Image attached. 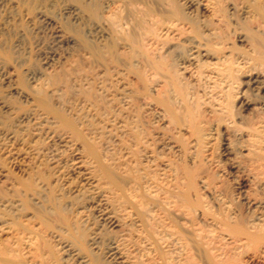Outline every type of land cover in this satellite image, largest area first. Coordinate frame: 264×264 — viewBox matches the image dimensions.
I'll return each mask as SVG.
<instances>
[{"label":"rangeland","instance_id":"1","mask_svg":"<svg viewBox=\"0 0 264 264\" xmlns=\"http://www.w3.org/2000/svg\"><path fill=\"white\" fill-rule=\"evenodd\" d=\"M78 1L80 0L0 1V107L3 104L5 106L0 108V221L6 222L5 225H8L9 230L11 229L6 234L2 233L0 248H6L7 242L2 239L10 237L9 243L13 253L12 259L7 263L25 264L30 256L36 254V247L28 248L27 245L30 239L32 241L35 239L34 245L38 246L45 261L56 260L57 264H76L71 257L65 256L62 247L63 242L72 240L69 230L56 234L54 231L60 225L58 222L53 226L55 228H51L52 225L38 223L33 213L46 203L40 206L38 202L26 205L12 187L16 180L28 174L37 176L49 189L48 194L56 193V189L65 194V200L71 204L67 218L74 221L78 219L79 225L84 224L80 226L85 232V237L94 235L96 240L98 239V247L94 251L106 264L119 262L109 250L113 240L118 242L122 252L131 257L135 253L132 258L138 256L137 249L142 244L131 235L133 224H130L129 217L128 219L127 216L123 217L112 202L109 201L105 207L100 204L102 200L100 202L96 200L92 188L83 176V169L77 156L78 151L74 144L62 142L56 135V127L40 113L44 112L38 104L43 90L44 93L52 91L50 94L54 104L55 99L56 101L65 100L66 103L70 102L69 104L76 106L75 109H80L79 116L82 117L83 123L85 122L84 130L91 132L89 135L92 137L91 142L97 143L95 144L98 145L97 148L109 149L110 154L115 157L121 156V158L126 148H142L135 149L137 153L133 151L132 157L130 156L135 163L141 165V171L139 169L138 173L142 172L143 175L137 173V176H146L156 182H173L177 166L183 162L195 173L197 194L202 204L207 206L208 214L231 211L244 217L251 215L252 207L246 203V199L251 198L257 201L264 199V132L253 130L250 115L241 116V113H238L235 92L231 91L227 95L226 108L222 113L211 116L206 113L204 102L209 103L208 101L212 98L208 84L203 80V82L199 79L198 81L189 71L185 70V72L177 64L178 58L175 59V54L184 55L188 49V43L185 41L187 36L184 37L186 34L178 37L177 34L163 30L161 24H148L151 29L150 34L157 42L158 55L168 63V68L176 74L179 82L186 88L188 100L189 102L190 99L192 100L194 107L198 99L196 109L202 115L200 120L206 122L205 127L210 128L212 132L209 139L194 144L191 143V134L182 129L180 122L177 125V122L160 115L161 112L155 107L158 106V101L166 96H170L171 100L175 101L176 97L160 74L145 67L144 81L149 89L147 96L149 99L140 93V95L132 93V106L140 119L141 138L145 140V143L133 146L126 136L121 135L120 138L117 132L106 126L108 115L104 118L105 113L102 109L100 110L102 117H99V113L95 115L96 111L93 107L82 100L86 91L84 89L103 80L110 92L114 94V102H121L122 94L127 91V83L130 84L134 79L127 70L115 73L112 62L105 64L104 69L89 62L87 58L89 50L84 40L95 42V44L100 43L103 39L100 34L107 33L108 28H94L85 17L75 20L71 10L66 11V6L76 5ZM176 1L191 18L201 22L205 20L207 22H203L211 26L219 25L221 28L228 26L225 30L229 40L237 47L239 43L236 39L237 33L235 34L234 31L237 32L242 25L254 24L244 16L243 7L247 3L261 4L264 7V0H218L222 11L211 17L202 9L201 4L205 0ZM233 4L236 6V12L231 14L228 6ZM118 21L124 24V19H117L116 22ZM119 23H116V26ZM200 27L203 29L201 25ZM67 39L72 41H66ZM174 46L176 47L173 49ZM57 75L60 77H57L60 82L56 79ZM40 88L43 89L40 91ZM154 88L156 89L153 90ZM242 88L243 86L240 85L239 89ZM207 95L210 97L208 98ZM58 97L59 100H57ZM148 101L155 105L148 106ZM84 108L87 109V113ZM84 113H86L85 116L88 114V118H84ZM143 153H146V156ZM200 179L204 180L203 183L198 181ZM3 202L5 205L2 204ZM77 212L81 213L77 214ZM111 214L114 217L117 215V219L119 217L118 223L121 227L112 225ZM208 214L205 213V216ZM200 217L192 213L189 220L191 219V223L198 227L208 228L204 221L206 217L202 216V219ZM1 222L0 226L4 225ZM30 231L34 234L31 238L30 234L28 235ZM216 236L214 235V244L221 246V249L225 248L223 264H264V251L260 246L262 241L255 246L247 244L226 250L228 247H225L224 242ZM153 251L147 260L149 264L160 262L157 261V253L154 251V254ZM191 251L189 250V253ZM185 257L187 259L188 255ZM7 263L0 261V264ZM170 264L177 263L172 261Z\"/></svg>","mask_w":264,"mask_h":264},{"label":"bare ground","instance_id":"2","mask_svg":"<svg viewBox=\"0 0 264 264\" xmlns=\"http://www.w3.org/2000/svg\"><path fill=\"white\" fill-rule=\"evenodd\" d=\"M218 4V0H205L201 6L213 17L222 11ZM67 9L71 10L75 20L85 17L91 23L90 26L94 28H108L107 33L100 34L103 38L101 42L99 40L100 43L95 44V42L84 40L89 50L87 51L89 62L94 63L100 69H104L105 64L112 62L115 73L127 70L134 79L133 83H127V91L122 94L121 102H114V94L110 92L103 80L96 82L92 87L88 86L89 88L84 89L85 93L84 90L82 92L84 93L83 102L93 107L96 111L95 115L99 113V117H102L100 116L102 115L101 109L105 113L104 118L108 115L106 126L117 132L118 137L126 136L133 146L145 143V140L141 138L140 119L136 116L132 106V93H140L149 99L147 97L149 89L144 81L145 67L160 74L176 97L175 101H172L170 96L158 101V106L155 107L161 112L160 115L177 122V125L180 122L182 129L191 134V143L194 144L209 139L212 132L210 128L205 127L206 122L200 120L202 115L196 109L198 99L194 107L192 100L190 99V102L188 100L189 95L186 88L179 82L176 74L168 68V63L158 55L157 42L150 34L151 29L148 24H161L163 30L177 34L178 37L186 34L184 37L187 36L185 41L188 43V49L184 55L175 54V59L178 58L176 61L180 68L194 74L193 77L197 80H203L208 84L212 98L208 101L209 103L204 102L206 113L210 116L222 113L226 108L227 95L234 91L238 113H241V116L250 115L253 130L264 132V7L261 4L247 3L243 7L244 16L254 24L252 26L242 25L237 32L234 31L235 34L237 33L236 39L239 47L230 42L226 31L228 26L223 28L219 25L211 26L206 24L205 20L201 22L191 18L176 0H80L76 5H67L66 11ZM228 10L229 13L234 14L236 6L229 5ZM6 15L8 16V13ZM117 19H124V24L116 22ZM116 23L119 24L116 26ZM66 41H72V39ZM57 77L59 76L57 75L56 79ZM240 85L243 86L242 89H239ZM41 89L43 88H40V91ZM79 90H81L80 87ZM43 91H41L38 104L44 112L40 113L56 127V135L62 142L67 141L65 144L68 142L74 144L78 151L77 156L83 169V176L92 188L96 200L104 201L100 204L105 207L109 201L112 202L123 217L127 216V219L129 217L130 224H133L131 235L138 240L137 242L142 243L137 249L138 256L132 258L135 253L131 257L122 252L118 242L113 240L109 245V250L118 258L117 264H149L147 260L151 257L153 250L158 255L156 256L157 261H160L155 264H170L172 261L177 264H223L225 248L221 249V246L214 244V235L224 242V246L228 247L226 250L247 244L255 246L262 241L260 246L264 251V199L258 201L251 198L246 199V203L252 207V213L248 217L234 214L231 211L210 215L209 211L207 212V206L202 204L197 194L196 176L188 165L182 162L177 166L173 182H156L146 176H137V173L141 171V165L135 163L130 156L134 152L137 153L135 149L140 148L124 149L122 158L110 154L109 149L97 148L98 145H95L97 143L91 142L92 137L89 136L91 132L84 130L85 122L83 123L82 117L79 116L80 109H75L76 106L69 104L70 102L60 101L59 97L57 99L59 101L55 99L54 104L52 101L54 99L51 100L53 97L50 94L52 91L50 93ZM20 94L25 95V93ZM147 104L148 106L155 105L149 101ZM4 107L3 104L0 108ZM85 110L87 113V109ZM86 113L83 115L84 118H88V114L85 116ZM80 115L82 116V112ZM198 181L203 183L204 180ZM12 185L26 205L38 202L40 206L46 203L33 213L38 223L52 225L50 227L55 228L53 226L58 222L60 225L54 231L56 234L69 230L70 234H68L71 235L72 240L62 243L65 256L71 257L76 264H106L94 251L98 247V239L96 240L94 235L85 237V232L81 229L84 224L81 223L80 226L78 219L74 221L67 218L71 204L65 200V194H62L61 190L56 189V193L51 191L52 194H48L50 191L44 183L37 176L30 174L24 178L20 177ZM2 204L5 205V202ZM80 213L77 212V214ZM192 213L198 217L201 216V219L202 216L206 217L204 221L208 228L204 229L191 223L189 216ZM111 215L110 222L119 227V217L117 219L116 214V217ZM1 223L5 225L6 222ZM4 225L0 226V237L2 233L6 234L9 230L8 225ZM29 234L30 238L31 235L34 236L32 231L28 232ZM9 238L2 239L7 242L5 249L0 248L2 263H7L12 259L13 249ZM34 240L26 241L28 248L36 247L37 250H35V256H30L25 264H57L56 260L55 262L43 259L44 256H41L43 254H40L38 246L34 245L36 244ZM189 250H192V253H189ZM186 255H188L187 259ZM191 258L192 260L189 261Z\"/></svg>","mask_w":264,"mask_h":264}]
</instances>
